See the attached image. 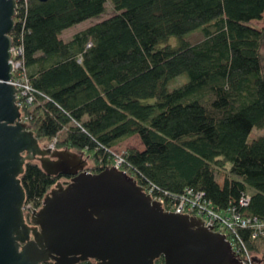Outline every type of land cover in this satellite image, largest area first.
<instances>
[{
	"label": "trees",
	"instance_id": "1",
	"mask_svg": "<svg viewBox=\"0 0 264 264\" xmlns=\"http://www.w3.org/2000/svg\"><path fill=\"white\" fill-rule=\"evenodd\" d=\"M106 2L111 16L60 36ZM263 15L264 0H16L10 36L24 47L34 96L22 110L28 127L39 143L88 155L91 172L111 166L113 147L136 135L143 148L120 153L138 184L167 200L201 191L222 212L249 194L241 210L264 220V135L249 141L264 126V29L252 24ZM196 29L200 41L169 43ZM183 74L188 81L171 89ZM19 177L24 206L36 209L70 178L47 174L38 161H27ZM239 231L264 264V235Z\"/></svg>",
	"mask_w": 264,
	"mask_h": 264
},
{
	"label": "water",
	"instance_id": "2",
	"mask_svg": "<svg viewBox=\"0 0 264 264\" xmlns=\"http://www.w3.org/2000/svg\"><path fill=\"white\" fill-rule=\"evenodd\" d=\"M45 1V0H39ZM16 0H0V264H241L227 236L200 216L165 211L114 166L86 169L88 155L41 146L20 119L10 84ZM27 161L69 176L44 195L28 221L20 182Z\"/></svg>",
	"mask_w": 264,
	"mask_h": 264
},
{
	"label": "built area",
	"instance_id": "3",
	"mask_svg": "<svg viewBox=\"0 0 264 264\" xmlns=\"http://www.w3.org/2000/svg\"><path fill=\"white\" fill-rule=\"evenodd\" d=\"M23 2L26 4L27 0H23ZM10 52L11 56L9 61L12 67V78L9 83L15 85V88L17 89L16 104L20 109V119L27 123V116H24L22 110L32 105L34 102V96L26 74L24 65V47L22 43L12 42ZM123 165L124 163L121 153L115 152L111 166L127 173ZM128 175L133 177L130 174ZM140 186L146 194H149V196L152 197V200L159 201L165 211L178 212L190 216H200L204 220L205 226L211 228L209 225H214L212 227L213 230L221 232L227 236L236 255H239L241 264H256L252 251L248 248L239 231L241 228H249L251 229L253 238L258 237L259 235H264V220L241 210V208L249 205L251 200L249 194H244L240 198L238 205L239 208L238 206H233L229 211L222 212L215 209L212 202L207 200L204 193L201 191L188 189L185 191V194L172 196V199L170 198L171 200H167L163 195L156 194L154 186ZM24 209H26L30 215V213L36 208L26 205L24 206Z\"/></svg>",
	"mask_w": 264,
	"mask_h": 264
},
{
	"label": "rangeland",
	"instance_id": "4",
	"mask_svg": "<svg viewBox=\"0 0 264 264\" xmlns=\"http://www.w3.org/2000/svg\"><path fill=\"white\" fill-rule=\"evenodd\" d=\"M114 13V10L112 8V6L110 5L109 2H106L105 4V10L104 12H102L101 14L94 16V17H90L84 21H81L79 23H76L66 29H64L60 36L64 39V40H69L72 35L84 28H86L87 26L96 23L104 18H107L109 16H111ZM252 24H254L255 26H257L258 28H262L264 29V15L263 18L260 20H254L252 21ZM203 38L202 35V30L201 29H196L193 31H190L188 33H186L182 39L178 38V37H173L170 39L169 43L174 45V46H178L180 45V43L182 42V40H189L192 42H197L200 41ZM261 58H262V64L264 66V41H263V45H262V49H261ZM188 81V77L186 74H183L181 76H179L178 78H176L175 80L172 81V83L170 84V88L173 89L174 87L179 86L182 83H185ZM264 135V126L263 127H254L250 136H249V141L254 140L255 138H258L259 136ZM41 146L47 147V146H52L53 148H55L54 146V142L52 143H47V142H40ZM128 147H135L137 149H142L143 145L139 139L138 136L134 135L131 136L129 138L124 139L123 141H121L120 143H118L117 145H115L113 147V150H115L116 153H120L123 152L126 148ZM65 148V147H63ZM90 154V153H89ZM91 162L88 160V164L86 166V169H91ZM91 171V170H90ZM219 181L221 183H223L224 180V175H218ZM237 178L242 179L241 176H237ZM66 180V178L61 177L59 179L60 182L64 183ZM253 253V252H252ZM254 257L257 256L258 258L262 257L261 254H257V253H253ZM259 261V260H258Z\"/></svg>",
	"mask_w": 264,
	"mask_h": 264
}]
</instances>
